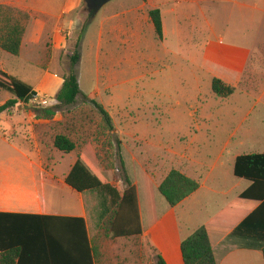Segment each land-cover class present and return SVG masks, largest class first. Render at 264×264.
<instances>
[{"label": "rangeland", "instance_id": "obj_1", "mask_svg": "<svg viewBox=\"0 0 264 264\" xmlns=\"http://www.w3.org/2000/svg\"><path fill=\"white\" fill-rule=\"evenodd\" d=\"M135 1L141 0H114L105 6L100 11L99 17L91 23L88 22V16H85L82 25L73 30L70 47L54 53L52 42L55 37V28L53 26L57 22L61 7L56 4L51 10L47 1L42 2L46 16L31 13L34 18H42L46 23L41 43L35 53H32L30 40L26 44L23 57L13 56L3 51L0 53L4 57L6 70L13 79L37 88L40 79L46 71H49L52 84L48 91L41 93L30 103H20L19 116L10 118L6 114L2 115L1 128L8 132L11 128H16L18 132V137L15 138L16 143L30 154L33 152L32 146L35 147L37 142L46 164L50 155L55 157L59 164H56L53 169L54 175L60 178L70 170L71 157L83 152L86 143L92 145L93 153H98L107 138L99 130L102 123L98 111L88 101V99L96 100L103 107L105 106L115 127V131L111 134L112 154L114 156L117 152L115 141L118 139L121 141V157L125 161L127 173L133 181L138 180L142 194L140 164L150 172H158L178 166L179 155L184 154L209 166L215 164L221 154L223 156L219 163L226 170L230 164L233 166L235 155L264 153V104L255 106L257 90H250L251 95H249V87H245L228 99L217 98L212 92L209 76L200 68L201 61L193 65L188 60L193 46L200 50L209 38L208 22L212 14L215 16V8L212 10L208 1H203L199 7L196 3L194 5L191 1L185 0L176 7L174 13L170 10L174 3L166 6L164 20L169 46L170 49L184 53V56L179 54V59H173V55L169 54L167 60L163 55L162 58L150 64L143 59L144 55L140 52L131 54L127 51H114V43L103 45V48L107 47L113 53L110 56H114V60L107 61L104 58L105 54L102 56L105 60L97 59L101 20L117 11L114 7L119 3ZM85 10L84 3L81 11ZM263 10L245 13L247 18L255 22V24L247 23V29L250 33V41L257 46L260 45L258 48L256 46L257 52L263 51L264 48ZM228 17L232 25L239 26L240 14L237 11L228 14ZM230 23L225 26V29H219L223 31L228 42L232 37L226 33L232 28ZM154 29L147 27L142 32L144 39L138 45L140 49L159 39ZM61 35L66 36L67 33H61ZM109 37L111 35H105V38ZM79 38L80 62L76 72L80 88L83 94L93 95L96 98L83 95L76 105L61 109L54 116V121H67L68 125H74L70 130L73 131L78 149L74 153L64 154L51 149V124L37 119L35 109L57 105L56 96L60 88L58 84L69 71L70 57L77 47ZM154 50L158 54L163 53V49ZM254 57L251 65L258 63L260 71L251 74H257L253 78L257 77L264 83V51ZM182 72L186 74L185 84L184 81L181 82ZM188 77L197 82L190 81ZM13 97L11 92L0 88V105ZM208 114L211 118L207 116ZM247 115L248 119H246ZM33 117L36 121L33 123L34 126L31 124L34 121ZM202 117L209 118L202 119ZM9 118L11 120L6 121ZM248 127L251 131L246 133L245 129ZM62 131L59 129L57 132ZM113 162L114 170L103 173L117 191L121 192L122 184L114 180V175H119L117 171L121 169V164L118 158ZM92 193L96 204L91 209L90 230L91 237L94 238L99 235L103 223L102 203L105 199L107 203L110 202V196L102 191ZM155 194L158 201L167 204L159 192L156 191ZM114 208L115 206L111 204L110 209L113 211ZM143 212L145 227L149 229L152 224L151 215L147 208H144ZM98 241L102 251V259L98 264H128L129 262L145 264V261L147 264H152L157 259L155 252L150 254L149 251L140 249V238L112 239L106 235H99ZM154 241H158V246H161L159 227L150 233L145 245Z\"/></svg>", "mask_w": 264, "mask_h": 264}, {"label": "crops", "instance_id": "obj_2", "mask_svg": "<svg viewBox=\"0 0 264 264\" xmlns=\"http://www.w3.org/2000/svg\"><path fill=\"white\" fill-rule=\"evenodd\" d=\"M44 1H47V5L51 10L54 9L56 4H59L61 7L60 14L57 16V22L53 26L55 28V37L52 42V47L54 48L53 53L55 51L59 52L70 47L73 30L80 27L84 21L86 16L85 11H81L84 0H0V5H11L29 13H40L46 16V10H44V6L42 5ZM183 1L185 0H141L135 1L134 3H119V5L114 7L117 11H114L111 16L105 17L100 22L97 59L105 60L104 58H106L107 61L115 59L114 56H110L113 53L109 51V48H103L105 43L106 45L114 43V51H127L131 54L140 52L144 55L143 59L147 60L150 64L162 58L163 55L166 56L167 60L169 59V54L173 55V59H179V54L184 56V53H180L179 51L178 53L176 50L170 49L164 20L166 6L174 3V6L170 9L174 13L176 12V7L182 4ZM187 1H191L194 5L196 3V6L199 7L203 1H208L211 4V9L213 10L215 8V16L212 14L208 22L209 38L201 46L200 50L193 46L188 58L190 63L197 65L201 61L200 68L209 76L211 84L214 79H219L229 86L238 87L244 80L249 79V82L246 83L247 87H249L248 94L251 92L250 90H257V93H255L257 95L255 106L264 104V83L259 78L257 79V77L256 79L253 78L257 74H251L260 71L259 64L255 63L251 65V60L255 58V55L261 54L264 48L263 51L260 50L261 52H257V44L250 41L247 23L255 24V22L245 15L249 11L264 9V0ZM152 10H159L161 12L164 38L163 40L156 39L155 43H149L147 47L144 46L140 49L138 45L144 39L142 32L147 27L150 29L155 28L149 15ZM235 11L240 14L239 26L232 25L228 20V14L230 15ZM99 15L100 12L97 18ZM228 23L232 25V28L226 32L230 37L232 36L229 42L226 40L223 31L219 30L220 28L225 29ZM45 27L46 23L42 18L32 19L28 26L20 56L23 57L26 44L29 40L32 53H35L36 48L41 43ZM64 32L67 33L66 36L61 35ZM31 33L32 39L30 37ZM106 34L111 35V37L105 38ZM154 49H163V53L158 54ZM6 69L4 57L0 53V71L10 75ZM248 69H253V71H249L250 74L246 77L245 74ZM189 80L197 82L191 78ZM182 81L185 84V72H182ZM50 82L49 71H46L43 78L37 84V88L31 87L37 92V96H40L41 93H45V91L50 89L49 87L52 84ZM63 82L62 79L60 84H58L60 87L58 92ZM85 96L88 98H96L93 95ZM12 99H15V96ZM12 99L10 98L7 101ZM19 104L11 113L1 114L0 118L4 114L10 118L19 116ZM248 115L246 119H248ZM209 117L211 118V116ZM209 117H202V119H208ZM10 118L6 121L11 120ZM34 122L36 121L34 120L31 124L33 125ZM234 131L236 132V130ZM249 131H251L249 127L245 129L246 133ZM235 132L233 134H236ZM17 137L18 132L16 128L13 127L8 132L0 126V213L84 219L88 236L92 238L90 230L91 209L96 204L92 192L95 191L79 193L65 183L66 176L75 164L76 156L71 157L70 170L58 178L54 175L53 170L56 164H59L56 162V158L48 159L46 164V160L41 154V147L37 142L35 147L31 145V151L33 150V152L30 154L18 146L15 140ZM222 156L220 154L215 164L205 166L199 160L181 154L179 155L178 166H173L170 169L158 172H150L140 164L143 194L140 191L138 180L133 181L131 179V181L137 188L139 198L140 216L143 227V234L140 237V249L142 251L145 249L150 254L155 252L157 255H161L166 264H184L181 251L182 242L200 227L207 226L218 264H264L262 244L248 243L237 237H232L230 235L233 231L231 229L232 227L225 228L226 225L223 222L222 225H214L212 223L224 209L238 202L239 196L251 185L249 181L237 178L234 175L235 161L240 155L233 157L235 158L233 166L230 164V167L226 170L219 163ZM173 168L200 182V188L176 207H170L168 203L165 205L162 201H158V197L155 194L156 191L159 192L158 188L162 180ZM145 176L153 184L154 216L148 205ZM245 203L247 202L242 201L240 204ZM144 208H147L152 219V224L149 229H146L144 224ZM158 227L160 228L161 246H158V241L149 242L146 246L145 241L149 238L150 233ZM128 264H132V262ZM133 264H139V262ZM145 264H147L146 261Z\"/></svg>", "mask_w": 264, "mask_h": 264}, {"label": "trees", "instance_id": "obj_3", "mask_svg": "<svg viewBox=\"0 0 264 264\" xmlns=\"http://www.w3.org/2000/svg\"><path fill=\"white\" fill-rule=\"evenodd\" d=\"M149 15L158 38L163 40L161 12L152 10ZM33 18L27 11L1 4L0 50L13 56H20L28 26ZM79 43L80 38L70 57L69 71L63 77V85L56 96L57 105L35 109L37 119L51 124V149L64 154L74 153L78 149L73 131L70 130L74 125H68L67 121H54V116L57 111L76 105L83 96L76 72L80 62ZM248 74L249 69L245 76ZM247 82L248 79L238 87H233L214 79L212 92L217 98L228 99L238 90L247 87ZM0 88L15 96V99L0 106V115L11 112L19 103H30L38 95L30 85L17 81L2 71ZM88 101L98 111L102 123L99 130L107 138L98 153H93L94 149L90 143L85 144L83 152L77 153L75 164L66 176L65 183L79 193L102 191L109 194L110 202L107 203L105 199L102 203L103 223L99 235H106L112 239L140 238L143 227L138 192L127 173L125 161L122 160L121 141L116 139L117 152L113 156L111 134L115 127L111 116L96 100ZM59 129L63 131L57 132ZM51 158L54 157L50 155L49 159ZM117 158L121 169L117 171L118 176L114 175V180L122 184L121 192L117 191L103 173L114 170L113 160ZM234 175L249 181L251 185L239 196L240 202H235L224 209L212 223L222 225L223 222L225 228L232 227L233 231L230 233L232 237L248 243L262 244L264 256V153L238 156L234 165ZM145 186L148 205L154 216L153 184L147 176ZM199 188L198 180L173 168L160 183L158 191L170 207H176ZM242 201L247 203L240 204ZM111 204L115 206L113 211L110 209ZM98 236L94 238L88 236L84 219L0 213V264H98L102 259ZM181 251L184 264H218L207 226L200 227L185 239L181 244ZM152 264L166 262L161 255H157L155 263Z\"/></svg>", "mask_w": 264, "mask_h": 264}, {"label": "water", "instance_id": "obj_4", "mask_svg": "<svg viewBox=\"0 0 264 264\" xmlns=\"http://www.w3.org/2000/svg\"><path fill=\"white\" fill-rule=\"evenodd\" d=\"M112 1L114 0H84L86 4L85 15L88 16V22H93L99 12Z\"/></svg>", "mask_w": 264, "mask_h": 264}, {"label": "built area", "instance_id": "obj_5", "mask_svg": "<svg viewBox=\"0 0 264 264\" xmlns=\"http://www.w3.org/2000/svg\"><path fill=\"white\" fill-rule=\"evenodd\" d=\"M46 102H44V104H45Z\"/></svg>", "mask_w": 264, "mask_h": 264}]
</instances>
